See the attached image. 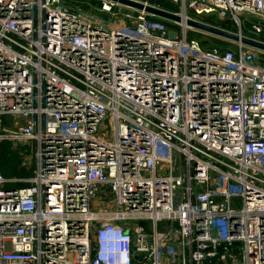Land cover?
I'll return each instance as SVG.
<instances>
[{"label":"built area","instance_id":"1","mask_svg":"<svg viewBox=\"0 0 264 264\" xmlns=\"http://www.w3.org/2000/svg\"><path fill=\"white\" fill-rule=\"evenodd\" d=\"M167 1L264 32V0ZM126 16L0 0V142L43 143L0 173V264H264V52Z\"/></svg>","mask_w":264,"mask_h":264},{"label":"rangeland","instance_id":"2","mask_svg":"<svg viewBox=\"0 0 264 264\" xmlns=\"http://www.w3.org/2000/svg\"><path fill=\"white\" fill-rule=\"evenodd\" d=\"M68 1L98 16H103L106 18L112 17V19H115V21H117L118 23L124 22V20L127 23H129L131 21V18H129L126 15L131 14L132 16H134L137 14L136 9L120 4V3H116L115 6L110 11H108L104 7L105 2L107 0H97V1L96 0H68ZM141 1L148 2L156 6L162 7L159 4L152 3L150 0H141ZM150 16L158 18V19H162L154 15H150ZM198 18H199L198 20H201V21H204V22H207V23L219 26V27H223V25H225L233 29L236 28L232 20L223 21L215 15L201 16ZM165 21H168V20H165ZM168 22L172 25L173 23L174 25L176 24L175 22H171V21H168ZM169 27L178 29L179 25L178 27L176 26H169ZM188 34L196 38L200 42L203 41L204 44H207L208 46L212 45L213 43H216V44L223 45L225 47L226 46H230L233 48L236 47L235 42L224 40L226 41L225 44L219 43L218 41L223 42L222 38H219L213 34L198 30L196 28H192V27L188 28ZM254 36L256 38L258 37L261 38L260 35H254ZM263 60H264V56H263ZM2 123H6V126H7L8 124L11 123L10 118L4 119ZM112 130H113V127L110 126L107 131L111 132ZM42 149H43V143L42 142L39 143L38 139H34L33 141L29 143H20L17 145L13 144L12 140H3L2 142H0V173H3L6 177H12V178L17 177V176L27 175L29 171L31 172L33 171V173L31 174L33 175L36 167H38L39 163L42 161V158L40 155V152L42 151ZM24 185H25L24 182L17 184V185L15 183L8 184L9 187H17V186H24Z\"/></svg>","mask_w":264,"mask_h":264},{"label":"water","instance_id":"3","mask_svg":"<svg viewBox=\"0 0 264 264\" xmlns=\"http://www.w3.org/2000/svg\"><path fill=\"white\" fill-rule=\"evenodd\" d=\"M110 1L132 7L139 11H144L150 15H154L171 22L183 24L184 19L182 15L148 2H144L141 0H110ZM185 22L187 26H190L192 28H196L198 30L213 34L224 40L240 43L264 52V40H261L259 38L247 36V35H240L238 32L227 30L222 27L195 18H190V17L186 18Z\"/></svg>","mask_w":264,"mask_h":264},{"label":"trees","instance_id":"4","mask_svg":"<svg viewBox=\"0 0 264 264\" xmlns=\"http://www.w3.org/2000/svg\"><path fill=\"white\" fill-rule=\"evenodd\" d=\"M97 1V0H96ZM152 3H156V4H159V5H161L162 7H164V8H166V9H170V10H174V11H178L177 10V7L175 6V5H173L171 2H169V1H167V0H150ZM208 21V20H207ZM166 22H168V21H166ZM210 22V21H209ZM167 24H170L169 22L167 23ZM169 26H176V27H178V25H172V24H170ZM223 26H225V25H223ZM262 34V35H261ZM261 34H259L260 36H261V40H264V32L263 33H261ZM189 35V34H188ZM189 38H191V39H196V38H194V37H192L191 35H189ZM220 40V39H219ZM200 42V41H199ZM219 43H224L225 44V42L226 41H224L223 40V42L222 41H218ZM201 43V45L204 47V48H212V47H215V46H219V47H222L223 49H225L226 47L225 46H223V45H220V44H216V43H213L212 45H207V44H204V42L203 41H201L200 42ZM227 44V43H226ZM264 56V55H263Z\"/></svg>","mask_w":264,"mask_h":264},{"label":"crops","instance_id":"5","mask_svg":"<svg viewBox=\"0 0 264 264\" xmlns=\"http://www.w3.org/2000/svg\"><path fill=\"white\" fill-rule=\"evenodd\" d=\"M33 173V171H29L27 175H24V176H17V177H28V175L30 176L31 174Z\"/></svg>","mask_w":264,"mask_h":264},{"label":"bare ground","instance_id":"6","mask_svg":"<svg viewBox=\"0 0 264 264\" xmlns=\"http://www.w3.org/2000/svg\"><path fill=\"white\" fill-rule=\"evenodd\" d=\"M183 24L185 25L186 24V22H185V20H186V18L185 17H183ZM190 27V26H189ZM250 47V46H249Z\"/></svg>","mask_w":264,"mask_h":264}]
</instances>
